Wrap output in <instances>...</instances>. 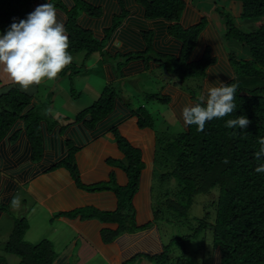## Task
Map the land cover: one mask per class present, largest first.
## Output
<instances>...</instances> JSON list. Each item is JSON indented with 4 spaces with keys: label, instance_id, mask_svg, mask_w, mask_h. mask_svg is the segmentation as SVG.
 <instances>
[{
    "label": "crops",
    "instance_id": "obj_1",
    "mask_svg": "<svg viewBox=\"0 0 264 264\" xmlns=\"http://www.w3.org/2000/svg\"><path fill=\"white\" fill-rule=\"evenodd\" d=\"M82 1L98 8L101 14L99 17H91L82 13L77 17L76 23L81 29L90 32L94 39L104 41L105 55L95 53L86 57L84 53L74 54L69 65L78 70L77 74L70 78V76H61L60 73L55 80H44L39 85H33L28 92L22 91L19 85L12 82L3 66H0V94L9 89H17L29 95L31 103L25 112L33 106L45 105L44 102L50 99L51 101L47 103L49 104L47 112L58 122L50 131L46 122L40 123L42 156L37 162L31 159V145L21 119L14 123L0 141V221L3 215L2 207L9 206L19 190L24 189L25 195L30 199L31 210L40 214L45 219V223H48V217H52V220L58 223L54 224L52 235L58 237V240L45 239L51 242L56 254L53 264H70L73 256L76 264L90 263L98 256L109 264H121L135 256L148 255L141 251H134L144 249L142 244H145L155 224L152 190L154 177H159L154 174L158 139L154 126L138 127L135 110L129 106L127 100L119 96V91L114 85L137 82L136 85L142 89V93H146L145 95L166 98V102L161 103L168 108L169 114L165 113L161 117L174 118L176 124L185 130L187 127L181 119V109L186 104L194 105L197 100L200 101V96L206 95V84L219 86V82L226 84L236 77V69L229 60L230 56L237 61H247L251 58L248 47L241 46L236 39L226 37L225 16L228 15L234 25L245 32L255 31L260 21L242 19L241 4L237 0H181L184 3V9L177 24L182 29H189L204 21V27L187 62L201 60L206 52L213 59V63L205 69L204 77L200 81L193 80L200 82L199 95H197L195 90L187 92L180 88L176 76L165 78L159 72L162 69L159 60L151 58L155 57L153 55L148 58V62L142 59L124 61L125 58L145 52L147 48L145 36L150 37V46L154 54L178 59L182 43L168 32L172 22L164 19H146L145 9L135 0ZM123 11L124 18L106 39L105 31ZM116 68L120 69L119 77L115 75ZM82 76L84 78H80ZM74 80L82 84L81 89H84L85 95L89 100H94L92 104L106 86L113 87L117 92L112 112L92 129L85 125V122L90 120L89 116L81 122L62 128L64 124L72 120L66 115L65 105L62 104L54 110L55 97L60 93L57 89L62 90V96H64V91L67 92L66 88L72 84L71 81L77 83ZM73 92L71 88L67 95L71 96ZM67 95H65L66 100ZM195 95L197 97H194ZM96 96H98L97 99ZM89 106L83 107L82 110ZM112 129H116L122 138L140 152L144 167L139 177L137 192L131 202V212L136 226L148 223L152 225L146 230L132 234L122 233L111 243L105 244L101 238V231L103 229L115 231L118 227L116 224H102L91 219L82 220L80 216L75 218L63 216L53 218V216L86 207L94 208L99 212L117 210L118 199L113 189L125 187L128 180L121 166L116 165V163L122 165L125 161L111 133ZM12 138L15 140L12 141ZM164 140L162 147L159 146L162 150L167 142V139ZM67 144L78 149L74 160L81 185L103 186L105 189L94 192L82 190L78 188L67 169L57 167L68 157ZM49 226H52L51 221ZM29 231L30 225L25 237ZM64 238L65 242L60 243V240ZM122 238L128 240V245L124 248L120 245ZM56 248L59 250L57 251ZM127 254L126 259L123 260V256ZM213 254L215 255L211 259V264H219V251L215 250L212 256Z\"/></svg>",
    "mask_w": 264,
    "mask_h": 264
},
{
    "label": "trees",
    "instance_id": "obj_2",
    "mask_svg": "<svg viewBox=\"0 0 264 264\" xmlns=\"http://www.w3.org/2000/svg\"><path fill=\"white\" fill-rule=\"evenodd\" d=\"M145 9V18L148 20L164 19L172 22L169 34L181 41L182 49L178 59L156 55L151 50L150 37L145 36L147 48L142 54H135L129 59H142L148 62L150 56L158 59L160 67L171 72L181 81L200 79L205 75V69L213 63V59L206 52L201 60L188 63L191 51L197 43V38L204 27V21L189 29H182L179 21L184 3L181 0H135ZM241 4V18L246 20L256 19L260 24L253 32L239 30L225 16L226 37L236 39L241 46L250 49L251 58L247 61H237L230 56V62L236 71V77L226 84L235 83L236 110L224 118L206 122L203 131H198L196 125L188 126L173 140L163 147L167 153L169 172L161 175L165 180L174 179L180 187L177 192L180 201L170 198L172 193H166L164 205L167 211L185 217L192 205L193 198L197 195H206L219 187V194L213 203L214 219L207 222L206 217L198 220L199 229L209 227L212 234L213 251L220 254L219 264H264V172L257 173L255 168L264 163L255 158L259 151V138H264V0H237ZM46 3V0H0V34L7 31L13 18L16 22L26 19L27 15L35 8ZM57 10V19L64 24L67 30L71 55L84 53L86 57L92 54H104V41L93 38L88 31L81 29L77 17L85 13L91 17H99L98 8L87 5L82 0H49ZM125 12L113 21L112 26L105 31V38L119 26ZM105 55V54H104ZM124 62V63H125ZM73 66L68 65L61 76L77 74ZM115 75L120 76V69H115ZM261 82L256 86L257 82ZM117 92L111 86H106L99 98L88 108L80 111L68 125L81 122L86 116L90 120L85 125L92 129L95 125L108 116L114 107ZM147 100L166 102V98L157 95H145ZM200 101H196L199 103ZM29 95L17 90L9 89L0 94V141L6 136L14 123L21 119L24 122L27 138L31 145V159L33 162L42 156V138L40 123H47L50 131L58 122L49 112L47 105L33 106L25 112L30 105ZM138 118V127H151L149 115L140 108L134 112ZM246 116L251 123L247 128H227L226 121L235 119L236 116ZM119 151L124 156L121 166L127 176L128 183L125 187H115L113 191L118 199V208L115 212H99L90 207L74 210L69 213L57 214L55 217L75 218L82 220H97L102 224H116L115 231L103 229L101 238L105 244L111 243L122 233H135L148 229L152 223L136 226L131 212V202L138 189L139 177L144 167L138 149L132 147L122 138L116 129H112ZM12 141L15 138L11 139ZM68 157L58 164L69 171L78 188L94 192L105 189L103 186L81 185L75 166L74 155L78 151L67 144ZM165 159V157L163 156ZM227 161V162H226ZM111 163H115L111 161ZM3 209V208H2ZM156 213L155 220H156ZM208 218V217H207ZM29 230V223L25 218L15 219L12 231L8 236L3 252L16 256L18 264H53L56 254L53 245L48 240H41L36 244L25 241V234ZM168 247L160 255L148 256L151 261L164 260ZM137 257V256H135ZM125 262L129 263L133 260ZM0 264H6L0 257ZM187 264V263H181Z\"/></svg>",
    "mask_w": 264,
    "mask_h": 264
},
{
    "label": "rangeland",
    "instance_id": "obj_3",
    "mask_svg": "<svg viewBox=\"0 0 264 264\" xmlns=\"http://www.w3.org/2000/svg\"><path fill=\"white\" fill-rule=\"evenodd\" d=\"M79 54L81 55L82 53ZM236 71L239 72L237 69ZM159 72L167 79H169V77L166 76H175L163 68ZM73 76L74 75H71L70 78ZM80 78H84V76ZM177 80L180 83V88L186 90L187 92L195 90V94L199 95L200 82L193 81L197 79L181 81L177 78ZM74 81L77 82L76 80ZM71 83L72 84H69L66 89L70 91V89L73 88L74 92L71 96H68V91H64L65 95H67L69 98H67V100L65 95L62 96L63 91L57 89V91L60 93L55 97L54 110H56L58 106H62V104L65 105L64 110L66 115L73 121L75 117L74 115L82 110L83 107L91 105L94 100H89V98L85 95L84 89H81L82 84L80 82L74 83L71 81ZM136 84L137 82H133V84H116L114 86L117 87L116 90L119 91V96L127 100L129 106L132 109L136 111L140 108H144V112L149 115V124L151 127L154 126L153 129L155 130L158 139L156 149L157 152L155 155L154 174H157L159 177H154L152 190L153 210L157 212L156 220L154 222L155 224L149 233L150 236L145 242L147 246H145L143 243L142 246H144V249L135 250L134 252L141 251L143 253H147L148 256H155L160 255L167 246L169 247L167 256L164 260L151 261L147 257L137 256L133 261L126 264H211V259L215 255L213 254L212 256V234L208 226L206 228L199 229L198 220L206 217V214H208V218L206 217L208 223L212 222L214 219L215 213L213 203L218 197L219 187L213 188L209 194L195 196L193 198L192 205L185 217H180L176 213L167 211V208L163 202L165 194L172 193V195L169 197L176 199V201L179 202L180 196L177 192L179 191L180 187L176 180L171 178L165 180V178L161 177V174H167L169 172V164L167 159L170 157H168L167 153L164 152L159 146L162 147L163 142L165 141L164 139H167L166 143L173 140L178 134L182 132L183 128L176 124L177 122L174 118H162L163 116L161 117V115L165 113L166 115L169 114L168 108L165 107V104H162L161 102L145 100L144 96L146 93H142V89ZM260 84L261 82L258 81L256 86ZM197 95L194 97H197ZM97 97L98 96H96V99ZM49 101L51 100L47 99L44 102L47 105V111L49 105L47 103ZM64 101L65 103H63ZM14 201H18V203H14ZM2 208L3 215L0 221V257L5 259L6 264H18L19 262V259L16 256L7 255L3 252L5 242L12 231L15 219L22 217L26 218L28 221L30 225V231L25 237V241L31 244H36L42 239L51 238L54 241L58 240V237L52 236L54 234V224L57 225L58 223L55 220H52V217H48V223H45V219L40 214L33 212L31 210L32 205L30 199L25 195L24 189L19 190L17 195H15L14 199L10 202L9 206H3ZM53 218L56 217L53 216ZM50 221L52 222V226H49ZM30 234L33 235L31 236ZM65 240V238L60 240V243L63 244ZM120 245L124 248L128 245V240L122 238ZM56 250L58 251L59 249L56 248ZM127 256L128 254L124 255L123 260H125ZM122 263L124 264L125 262ZM70 264H76L74 256L70 261ZM87 264H109V262H107L101 256H98L96 260Z\"/></svg>",
    "mask_w": 264,
    "mask_h": 264
},
{
    "label": "clouds",
    "instance_id": "obj_4",
    "mask_svg": "<svg viewBox=\"0 0 264 264\" xmlns=\"http://www.w3.org/2000/svg\"><path fill=\"white\" fill-rule=\"evenodd\" d=\"M69 46L67 30L57 19L55 6L46 2L38 5L26 19L16 22L13 18L7 31L0 34V66L12 82L28 92L33 85H39L44 80H55L72 62ZM205 92L206 95L200 96L199 103L186 104L181 109L185 127L196 125L198 131H203L206 122L224 118L236 110L235 83L206 84ZM250 123L246 116L241 115L227 120L225 127L247 128ZM258 143L260 149L255 158L260 161L264 157V138H259ZM255 171L264 172V163H260Z\"/></svg>",
    "mask_w": 264,
    "mask_h": 264
}]
</instances>
